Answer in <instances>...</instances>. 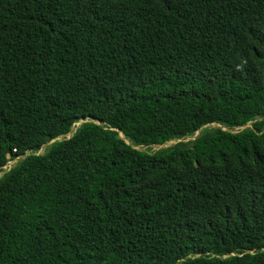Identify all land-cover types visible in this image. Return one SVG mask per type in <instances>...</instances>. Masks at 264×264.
I'll list each match as a JSON object with an SVG mask.
<instances>
[{"label":"trees","instance_id":"trees-1","mask_svg":"<svg viewBox=\"0 0 264 264\" xmlns=\"http://www.w3.org/2000/svg\"><path fill=\"white\" fill-rule=\"evenodd\" d=\"M1 172L0 264H264V0H0Z\"/></svg>","mask_w":264,"mask_h":264},{"label":"rangeland","instance_id":"rangeland-1","mask_svg":"<svg viewBox=\"0 0 264 264\" xmlns=\"http://www.w3.org/2000/svg\"><path fill=\"white\" fill-rule=\"evenodd\" d=\"M71 136H72V134L68 135L69 138H71ZM176 143H177L176 141H172V142L168 143L165 147H169V146L174 145V144H176ZM41 152H44V151L42 150ZM12 164H13V162H10V163L8 164V166L5 167V169H9V168L12 166ZM2 176H3V172L0 173V178H1Z\"/></svg>","mask_w":264,"mask_h":264},{"label":"water","instance_id":"water-1","mask_svg":"<svg viewBox=\"0 0 264 264\" xmlns=\"http://www.w3.org/2000/svg\"><path fill=\"white\" fill-rule=\"evenodd\" d=\"M54 141H55V140L50 141L49 143L46 144V146L52 144ZM46 146H45V147H46Z\"/></svg>","mask_w":264,"mask_h":264}]
</instances>
